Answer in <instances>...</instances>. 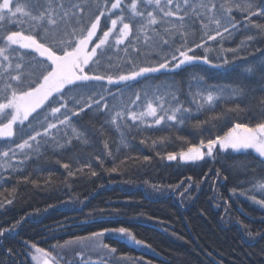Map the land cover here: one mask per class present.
I'll return each mask as SVG.
<instances>
[{
	"label": "snow or ice",
	"instance_id": "snow-or-ice-1",
	"mask_svg": "<svg viewBox=\"0 0 264 264\" xmlns=\"http://www.w3.org/2000/svg\"><path fill=\"white\" fill-rule=\"evenodd\" d=\"M234 10L241 14V20L236 19ZM257 16L264 18V0H0V168L23 172L24 165L50 149L67 150L74 141L90 143L74 123L86 111L94 109L117 131L140 130L187 126L195 114L214 110L217 104L235 106L223 108L211 120L197 121L192 127L210 132L206 126L214 122L232 117L244 122H233L222 135L202 137L198 143L178 137L187 146L179 152H167L166 159L195 162L213 157L217 149H251L264 165V98L256 108L245 104L254 90L243 83L213 85L195 76L188 81L153 80L135 87L150 80L152 74L167 75L196 62L216 68L234 63L236 54L257 37L248 35L234 48L224 49L223 43L239 32L264 34V23L252 19ZM208 42L219 48L209 47ZM201 48L202 55L193 54ZM214 50L232 53L233 61L223 57L220 64H214L209 58ZM261 57L252 62L241 58L247 66L241 69L237 64L232 70L237 76L247 73L249 78L259 73L264 81V53ZM260 90L264 92V87ZM124 142L121 131L120 143ZM104 148L112 154L107 142ZM63 166L69 168L67 163ZM248 183L252 191L264 196V177ZM251 199L264 206V199ZM15 227L0 229V237ZM109 234L145 245L129 229L119 227L52 247L65 250L88 243L95 258L77 252L75 264H111L117 249L101 242ZM31 248L36 253L34 261L44 258L43 264H59L64 259L59 251L54 256L36 244Z\"/></svg>",
	"mask_w": 264,
	"mask_h": 264
},
{
	"label": "trees",
	"instance_id": "trees-1",
	"mask_svg": "<svg viewBox=\"0 0 264 264\" xmlns=\"http://www.w3.org/2000/svg\"><path fill=\"white\" fill-rule=\"evenodd\" d=\"M233 14L242 19L239 12L234 10ZM252 19L264 23V18ZM248 35L257 39L238 52L230 65L216 68L196 62L167 75L152 74L150 80L135 87L152 84L153 80L188 81L195 76L213 85L243 83L254 90L245 104L256 108L264 98L260 90L264 81L259 73L249 78L247 73L237 76L232 69L237 64L241 69L247 66L241 58L247 62L262 58L264 34L239 32L225 41L223 48L236 47ZM194 39L199 43V37ZM208 43L213 49L219 48L215 42ZM193 54L202 55L203 48ZM223 57L233 61L230 52L209 53L214 64H220ZM234 106L217 104L214 110L195 114L187 126L121 129L123 144L121 131L105 124V117L93 109L74 121L90 143L74 141L67 150L50 149L24 165L23 172L0 168V229L16 226L0 237V264H33L32 244L52 250L53 245L70 239L119 227L145 242L137 245L106 235L103 243L117 249L113 256L119 264H264V206L251 199L264 196L252 191L248 183L264 177V165L254 151L217 149L213 157L198 162L166 159L167 152H179L187 146L178 137L198 143L202 137L222 135L233 122H244L237 117L214 122L206 126L210 132L192 127ZM105 142L111 155L104 148ZM11 163L17 165V161ZM66 163L67 169L63 166ZM113 168L117 170L111 171ZM70 171L74 174L69 175ZM98 217L102 219H95ZM76 261L78 257L71 262Z\"/></svg>",
	"mask_w": 264,
	"mask_h": 264
},
{
	"label": "rangeland",
	"instance_id": "rangeland-1",
	"mask_svg": "<svg viewBox=\"0 0 264 264\" xmlns=\"http://www.w3.org/2000/svg\"><path fill=\"white\" fill-rule=\"evenodd\" d=\"M227 150H231V151H233L232 149H227ZM249 150H251V149H249ZM215 151H216V150H214V153H215ZM225 151H226V150H225ZM241 151H245V150H241ZM213 155H214V154H213ZM205 159H206V158H205ZM177 161H180V160L177 159ZM182 162H184V161H182ZM195 162H198V161H195ZM70 240H73V239H70ZM68 241H69V240H68ZM101 242L103 243V238H102V241H101ZM63 243H64V242L59 243V244H63ZM56 245H58V244H56ZM45 250H46V251H50V252H52L54 256L57 254V251H59V252H60V255H62V256L64 257L63 260H60V261H59V264H67V262H69L68 260L72 261V259H76V253H77V252H83L86 258H87L89 255H93V258H95V254H94L93 252H91V245L88 244V243H85V244H83V245H74V246H70V247H68V248L65 249V250H60V249H56V250H54V249H52V250L45 249ZM29 251H30V257H31V260H32V263H33V264H43V259H44V258H41L40 261H34V260L32 259V256H33V255H36V253L34 252V250H33L32 248H31ZM103 255L107 256L108 253L105 252V253H103ZM111 262H113V263H115V264H119V262H118L117 260L114 259V256H112V261H111Z\"/></svg>",
	"mask_w": 264,
	"mask_h": 264
},
{
	"label": "water",
	"instance_id": "water-1",
	"mask_svg": "<svg viewBox=\"0 0 264 264\" xmlns=\"http://www.w3.org/2000/svg\"><path fill=\"white\" fill-rule=\"evenodd\" d=\"M111 264H113V263L111 262Z\"/></svg>",
	"mask_w": 264,
	"mask_h": 264
}]
</instances>
